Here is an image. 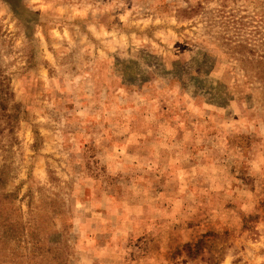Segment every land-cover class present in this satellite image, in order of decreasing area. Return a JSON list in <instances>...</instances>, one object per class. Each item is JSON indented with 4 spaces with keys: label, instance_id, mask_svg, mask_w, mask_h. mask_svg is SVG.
Instances as JSON below:
<instances>
[{
    "label": "rangeland",
    "instance_id": "obj_1",
    "mask_svg": "<svg viewBox=\"0 0 264 264\" xmlns=\"http://www.w3.org/2000/svg\"><path fill=\"white\" fill-rule=\"evenodd\" d=\"M0 264H264V0H0Z\"/></svg>",
    "mask_w": 264,
    "mask_h": 264
}]
</instances>
